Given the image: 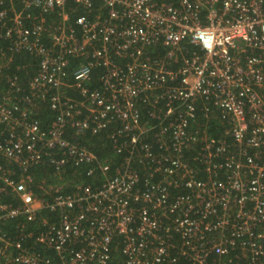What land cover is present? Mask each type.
<instances>
[{
  "label": "built area",
  "instance_id": "2783aa9c",
  "mask_svg": "<svg viewBox=\"0 0 264 264\" xmlns=\"http://www.w3.org/2000/svg\"><path fill=\"white\" fill-rule=\"evenodd\" d=\"M0 39V264H264V0H0Z\"/></svg>",
  "mask_w": 264,
  "mask_h": 264
},
{
  "label": "trees",
  "instance_id": "16d2710c",
  "mask_svg": "<svg viewBox=\"0 0 264 264\" xmlns=\"http://www.w3.org/2000/svg\"><path fill=\"white\" fill-rule=\"evenodd\" d=\"M2 46L3 42L0 39V47ZM27 56L28 55L26 54L15 55L8 68L5 69L6 74H16L18 81L24 83L28 76L34 71V65L28 68L19 67V69H15V66L22 65V63L28 59ZM30 115L38 120L41 128H44L50 119L51 113L47 108L39 106L38 108L32 109ZM80 143L91 149L101 163H107L111 167L118 161V156H116L111 149L110 144L104 137L103 133L91 134L85 132L80 139ZM86 167L87 165L83 164H81V166L67 164L57 174H53L54 172L52 169L45 164L30 167L28 172H30L32 177L31 186L33 192L37 193L39 191L38 189H35V184L40 183L42 180L45 184L50 186L59 185L61 187L60 191L63 193H72L83 185H97L101 179V175L97 170H94L90 175L86 174ZM8 197L9 196L7 195V198ZM114 255L115 257H118V254ZM114 264H118V262H114Z\"/></svg>",
  "mask_w": 264,
  "mask_h": 264
}]
</instances>
